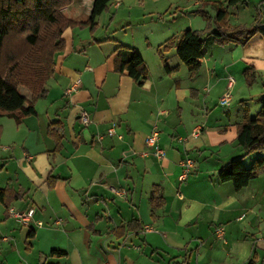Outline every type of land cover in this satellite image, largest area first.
Returning <instances> with one entry per match:
<instances>
[{
  "label": "crops",
  "instance_id": "1",
  "mask_svg": "<svg viewBox=\"0 0 264 264\" xmlns=\"http://www.w3.org/2000/svg\"><path fill=\"white\" fill-rule=\"evenodd\" d=\"M92 1L73 0L65 7L66 16L86 21ZM157 1L111 0L97 18L115 12L111 21L125 19L122 13L128 20L131 6ZM166 4L172 6L169 0ZM196 6L198 1L181 10ZM81 10L83 19L77 17ZM99 21L92 31L75 25L63 30V47L54 55L44 95L34 102L35 114L20 121L0 116V189L6 190L5 202L0 200V264H184L186 255L191 264L193 244L199 243L197 257L205 250L204 239L196 235L198 225L208 226L212 234L233 214L241 220L251 204L245 189L256 180L235 191L230 182L218 180L217 172L243 153L236 136L244 110L253 117L260 107L264 36L256 33L243 45L207 40L200 68L190 77L174 47L184 29L134 35L128 31L131 18L119 30ZM189 21L191 29L203 27ZM141 37L145 41L140 43ZM119 45L141 55L148 73L141 83L115 70ZM158 48L175 71L165 72ZM249 66L259 80L245 91L242 73ZM229 76L235 81L231 98L221 105ZM23 96L30 99V94ZM82 110L91 120L86 126L79 121ZM55 122L56 139L47 132ZM153 129L162 157L145 142ZM257 155L243 158L244 165ZM187 160L192 163L188 172ZM154 186L162 201L157 207L149 197ZM256 191L250 192L258 205L261 191ZM10 208H32L33 214L20 223ZM223 228L227 249L214 246L209 258L206 249L203 264H246L253 253L264 262V255L253 249L255 244L264 248V236L255 234L249 243L244 223L238 232L242 242L235 246ZM53 249L66 254L49 255Z\"/></svg>",
  "mask_w": 264,
  "mask_h": 264
},
{
  "label": "trees",
  "instance_id": "2",
  "mask_svg": "<svg viewBox=\"0 0 264 264\" xmlns=\"http://www.w3.org/2000/svg\"><path fill=\"white\" fill-rule=\"evenodd\" d=\"M110 1L93 0L87 20L75 22L60 12V8L70 0H0V116H9L20 121L25 116L35 114L34 102L44 95L45 82L54 70V55L63 47L61 37L63 30L75 25L87 26L92 31L97 26L96 18L107 10ZM196 1L200 5L195 12L208 18L206 25L199 30L184 29L174 42L175 53L186 66L190 77L195 76L200 68V59L207 40L218 45L229 42L243 45L256 33L264 36V27L258 25L252 28L232 27L227 23V7L240 5L244 0L212 2L215 6L213 17L202 9V4L205 3L203 0ZM41 23L48 26L44 32ZM20 33L24 34V41L30 49V52L24 55L15 51L9 52L7 48L8 40ZM42 33L48 34V42L42 40ZM157 52L165 72L175 71L176 67L170 68L167 65L162 49L158 48ZM114 67L117 72L127 71L133 80L139 83L148 76L141 55L126 45H119L116 48ZM253 72L252 66L243 72L248 84L254 81ZM21 86L29 92V100L20 93ZM56 124L57 122L51 123L47 128L48 134L55 139L58 129ZM236 141L242 147L243 153L227 161L218 170L217 178L221 182H230L233 189L238 191L258 177L261 172L264 173V94L260 96V107L253 117L244 110L242 119L237 125ZM253 152H257L258 155L250 165H244L243 158ZM5 193V189H0V200L3 203ZM149 195L153 207H157L162 202L157 186L151 189ZM65 254L64 250L53 249L49 252V255L56 256ZM188 261L186 255L182 263L188 264ZM246 264H264V262L253 253Z\"/></svg>",
  "mask_w": 264,
  "mask_h": 264
},
{
  "label": "rangeland",
  "instance_id": "3",
  "mask_svg": "<svg viewBox=\"0 0 264 264\" xmlns=\"http://www.w3.org/2000/svg\"><path fill=\"white\" fill-rule=\"evenodd\" d=\"M72 1L73 0H70L68 4H65L64 6L60 8V12L63 15L66 16L65 7L69 5ZM169 1L172 3V6H169L168 4H166L167 0L157 1L156 3L150 2L149 5L145 7H144V4L134 5L133 8L131 6L130 7V18L132 19V22H131L132 26L130 29H128V31L130 33L131 32L134 33L135 35V33L138 30H144L146 33L148 32L155 33V32L161 31V29L163 28V29H169V32L173 31L178 34L180 33V30L178 29L181 28L183 30V29L191 27L189 20H192L193 23H198V24L203 23L202 24L203 27L206 25L208 18L200 13L195 12L198 6L192 7L191 9L187 8L186 10L184 9L181 10V8H184L185 6L189 4H193V2L196 0H169ZM203 1L205 3L203 2L204 4H202V9L206 11L208 15L213 17L215 14V8L209 2L218 3V2H221L222 0H203ZM110 5L111 4L108 3L107 7ZM227 13L228 15L226 17V21L232 27L245 26L246 28H252L256 25L261 26V27L264 26V21H262V18H264V0H244L243 3L240 5L227 7ZM111 14L114 15L115 12L109 13L108 15L104 13L100 21L97 18L96 23L99 21V24L105 27L110 24L109 26H111L112 28L117 27L118 30L123 27H126L128 23H130V18L127 20L128 14H125V13L121 14V16L125 15L124 16L126 17L125 19L119 18V16H117L112 21H111ZM77 17H79L80 19H83L85 17L82 14V10L80 11ZM73 21L83 22V21H76V20H73ZM259 21H261V23H259ZM41 26H42V32H44L48 28V26H46L44 23H41ZM259 35L262 36L261 34ZM41 38L44 42H48L49 40L48 34L46 33H42ZM257 38H259V36H257ZM138 40L140 43L145 41L144 38L142 37L139 38ZM7 48L8 50H10L9 52L15 51L16 53H19L21 55H24V54H27V52H30L29 46L27 45L26 41H24L23 33L16 35L14 38H10L8 40ZM242 77L244 78L243 73H242ZM255 78H256V75L254 74L253 82H255ZM244 80H245V91H248L249 90L248 86H250L253 82L248 84L245 78ZM256 80H259V78H256ZM234 83L235 81H233L230 87H228V84H227V91L230 90V94H231L232 86L234 85ZM257 84H255V87L257 86ZM19 90L22 95L29 94L26 88L22 86L19 87ZM256 178L253 179L256 181H253V183L247 189H245V196L250 197V203H251L249 205V208L245 210V216L243 217L244 215L243 214L242 216L239 217V219L241 220H237L236 219L237 214H233L227 220L225 221L221 220L222 222L221 227H225L227 228L226 231L227 230L230 231V236H231L230 238H232V243L235 246H238L242 242V239L239 238L238 236V232L239 231L243 232V230H241V227L243 226L244 223H245V232H244L245 240H247L248 242L249 240H251L252 236H254L255 234H257V236L258 235L264 236V173L261 172L258 175V179ZM254 190H258L262 192L261 193V192L256 191V193L258 192L256 200L260 201L258 205L254 203L255 201L252 202L251 197L254 195V193L250 191H254ZM249 222H251V224H248ZM198 228H199V231H197L196 235H199L202 239H204L205 241L204 252L206 251V249L209 250L208 258L210 256V252H213L215 250L214 246L217 248L218 246L222 245V246H225L227 249L228 242L226 241V243H223L220 239L217 240L216 239L217 237L214 235V233L211 234L208 226L198 225ZM223 230H224V235H225V229L223 228ZM224 238L229 240L228 236H225ZM213 243L216 245H213ZM194 245L196 246H195V249L193 250L194 252H193V258H192L191 264H203V262L205 260H208V258L205 259L204 252L201 254L200 257H197L198 256L197 246L199 245V243L198 242L197 244L194 243L193 247ZM218 248L220 249V247ZM253 249H255L261 255H264V248H260L259 246H256L255 244ZM154 264H156V262ZM158 264H162V262L159 261Z\"/></svg>",
  "mask_w": 264,
  "mask_h": 264
},
{
  "label": "built area",
  "instance_id": "4",
  "mask_svg": "<svg viewBox=\"0 0 264 264\" xmlns=\"http://www.w3.org/2000/svg\"><path fill=\"white\" fill-rule=\"evenodd\" d=\"M233 78L231 76L228 77V87L231 86V84L233 83ZM78 81H76L74 84L71 85V88L68 90V92L74 90L77 87ZM67 92V93H68ZM231 98V94H230V90L226 91L219 99V103L221 105H225L229 102ZM79 121L81 122V124H83L84 126H86L91 120L89 115L87 114L86 111L82 110L79 113ZM199 129L196 128L194 129L193 135L196 136L198 133ZM108 133L111 134L113 133V129L109 128ZM157 139H158V131L156 129H153L149 135L146 136L145 138V142L147 145L153 147V151L154 154L157 157H162L164 152L163 150L158 146L157 144ZM192 168V163L190 161H186L185 162V171L188 172L190 169ZM9 213L20 223H26L28 222V220L30 219L31 215L33 214V209L30 208L27 211H23V212H19V211H15L12 208L9 209ZM152 228L149 226L145 227V230H151ZM214 234L215 236L220 239L221 241L225 242V238H224V230L223 227L221 226H216L214 228Z\"/></svg>",
  "mask_w": 264,
  "mask_h": 264
}]
</instances>
